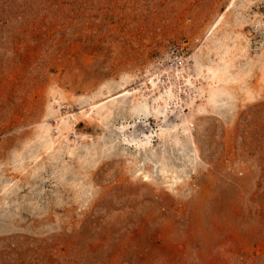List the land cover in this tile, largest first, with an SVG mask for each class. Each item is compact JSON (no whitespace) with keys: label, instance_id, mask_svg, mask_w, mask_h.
Wrapping results in <instances>:
<instances>
[{"label":"rangeland","instance_id":"1","mask_svg":"<svg viewBox=\"0 0 264 264\" xmlns=\"http://www.w3.org/2000/svg\"><path fill=\"white\" fill-rule=\"evenodd\" d=\"M210 32L231 100L131 110ZM263 78L264 0H0V264H264Z\"/></svg>","mask_w":264,"mask_h":264},{"label":"bare ground","instance_id":"2","mask_svg":"<svg viewBox=\"0 0 264 264\" xmlns=\"http://www.w3.org/2000/svg\"><path fill=\"white\" fill-rule=\"evenodd\" d=\"M222 33H223V31H222ZM221 38H222V40H221ZM207 39H209L210 45L205 43V46H206L205 50L206 51H204V52H207L210 50H215V54H218V50L221 49L222 50L221 53L218 54L219 60L222 61L221 66H219L217 64V62H215L214 65H211V63H206L204 60V57H203L204 52L202 50L190 55L187 58H184V59L182 58L178 61L177 64H175L169 70L168 69L165 70L166 74H165V77L163 79V81H165V85L163 87L161 86L160 89H157L156 94H154L152 96L153 98L151 99V103L147 104L146 96L144 94H141L139 96V98L136 97V99H134V101L131 105V110H139V111L144 110L153 116H156L157 114L163 115L165 109L167 108L168 101H170L171 98H173V97L174 98L177 97V91L179 88L178 87L179 84L186 86V87L191 86L192 89L194 90V92L198 96H200L201 102L197 107V111L205 110V108L207 109V107L210 108L211 110H218L222 106H224L229 100H231V97H233V88H232L231 82L238 81L237 79L239 77H238V74H234V75H230V76H227L225 74V70H227L228 64H229L228 60L226 61V59H225V57H226L225 54H227V52H228L227 45L224 43L226 36L222 35V36H218L216 38L215 35L213 34V32H210L209 35L207 36ZM246 67H248V66H246ZM202 76H205V78H206V86H202V83L200 81V78ZM160 78H161V72H159L157 74L152 73L151 75H149V77L146 78V82L144 85H146V87L148 86L149 88H151L150 90H152V89H154V86H157V83L160 82ZM173 80L177 81L179 84L174 86ZM101 93H103V92H101ZM106 93H107V91H106ZM54 98H55V96H54ZM148 100H149V98H148ZM94 104L95 103H93V105ZM102 106L103 105H101V104L100 105L99 104L94 105V107H97L96 109H100V107H102ZM92 108H93V106H92ZM110 111H111V109H110ZM226 112H228V111H226ZM96 113H97V111H96ZM97 114H99V113H97ZM111 115H112V113H111ZM69 118H71V117H69ZM72 119H73V117H72ZM59 122H60V125L62 128H64L66 126V119H64L62 121L59 120ZM189 122L190 121L187 118H184L181 120V123H180L181 129L180 130L182 132H184L187 129L186 125ZM171 130H172L171 133H169L167 135L169 143H170V141H171V143L173 142L174 144H180L183 141H185V143H186V139H183L184 136L181 133H179V131H176V125L171 126ZM164 134H165V130H163L162 128H159L158 135H159V137H161V139H163ZM168 140H167V143H168ZM167 143L165 144L166 146H167ZM187 145H189V144H187ZM169 146H170V144H169ZM160 148L162 149L161 146H160ZM164 150H166V149H163L161 151H164ZM162 156H163V153H162ZM156 163H157V161H156ZM157 164H159V163H157ZM161 166H162V170H164L166 167V166L164 167V165H161ZM166 168H168V167H166ZM165 170L167 172L170 169L169 170L165 169ZM176 173H179V172H176ZM176 173H175V170L169 171V177L171 178V180H174L176 178V176H177Z\"/></svg>","mask_w":264,"mask_h":264}]
</instances>
